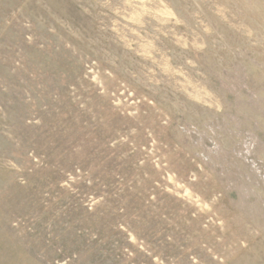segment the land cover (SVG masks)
Returning <instances> with one entry per match:
<instances>
[{
	"label": "rangeland",
	"instance_id": "1",
	"mask_svg": "<svg viewBox=\"0 0 264 264\" xmlns=\"http://www.w3.org/2000/svg\"><path fill=\"white\" fill-rule=\"evenodd\" d=\"M0 264H264V0H0Z\"/></svg>",
	"mask_w": 264,
	"mask_h": 264
}]
</instances>
